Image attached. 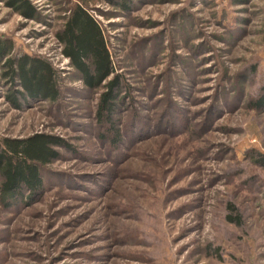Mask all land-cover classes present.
Listing matches in <instances>:
<instances>
[{
  "label": "rangeland",
  "instance_id": "rangeland-1",
  "mask_svg": "<svg viewBox=\"0 0 264 264\" xmlns=\"http://www.w3.org/2000/svg\"><path fill=\"white\" fill-rule=\"evenodd\" d=\"M32 1L36 18L0 2V35L48 57L62 93L14 106L1 62L0 139L68 146L33 197L0 192V264H264V0H95L120 76L111 116L105 82L61 54L74 0Z\"/></svg>",
  "mask_w": 264,
  "mask_h": 264
},
{
  "label": "trees",
  "instance_id": "trees-1",
  "mask_svg": "<svg viewBox=\"0 0 264 264\" xmlns=\"http://www.w3.org/2000/svg\"><path fill=\"white\" fill-rule=\"evenodd\" d=\"M95 0H74L63 25L56 32L61 54L69 59L90 89L105 82L106 88L100 98V114L112 115L118 106L120 76L110 47L107 29L92 12ZM27 18L39 15L32 0H0ZM14 42L0 35V63L7 67V77L20 86L7 95L11 103L20 107L19 99L52 100L62 93L63 76L53 62L43 55L13 53ZM112 74L114 77L108 79ZM255 108H264V85L262 96L255 101ZM118 135V134H116ZM58 146H68L60 136L37 132L27 137H3L0 139V192L9 198V204L18 205L33 197L44 187V167L59 157ZM255 161L264 167V153ZM27 194V195H26ZM227 220L241 225L240 214H228Z\"/></svg>",
  "mask_w": 264,
  "mask_h": 264
}]
</instances>
